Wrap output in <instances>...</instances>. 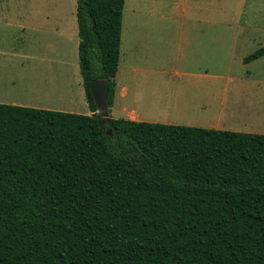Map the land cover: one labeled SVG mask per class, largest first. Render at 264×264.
Segmentation results:
<instances>
[{
    "label": "trees",
    "instance_id": "1",
    "mask_svg": "<svg viewBox=\"0 0 264 264\" xmlns=\"http://www.w3.org/2000/svg\"><path fill=\"white\" fill-rule=\"evenodd\" d=\"M123 6L76 0L91 114L0 103V264H264V134L96 113Z\"/></svg>",
    "mask_w": 264,
    "mask_h": 264
},
{
    "label": "rangeland",
    "instance_id": "2",
    "mask_svg": "<svg viewBox=\"0 0 264 264\" xmlns=\"http://www.w3.org/2000/svg\"><path fill=\"white\" fill-rule=\"evenodd\" d=\"M75 7L76 0H0L16 23L0 25V50L13 53L0 54V95L90 114ZM262 45L264 0H124L110 117L264 134V55L242 61Z\"/></svg>",
    "mask_w": 264,
    "mask_h": 264
},
{
    "label": "water",
    "instance_id": "3",
    "mask_svg": "<svg viewBox=\"0 0 264 264\" xmlns=\"http://www.w3.org/2000/svg\"><path fill=\"white\" fill-rule=\"evenodd\" d=\"M107 81V79H94L89 89L96 105V113L105 119H110L111 105L108 98Z\"/></svg>",
    "mask_w": 264,
    "mask_h": 264
},
{
    "label": "crops",
    "instance_id": "4",
    "mask_svg": "<svg viewBox=\"0 0 264 264\" xmlns=\"http://www.w3.org/2000/svg\"><path fill=\"white\" fill-rule=\"evenodd\" d=\"M10 14V13H9ZM10 16H11V18H7V14H5V13H2V12H0V21H2L1 23H0V25L3 23V25H1V28H3L4 30H12L14 27H15V25H16V23H15V21H14V19H13V17H12V15L10 14ZM78 36V35H77ZM77 47H78V40H77ZM0 54L1 55H3V54H5L6 56L8 55V54H13L12 52H10V51H8V50H0ZM45 77L44 78H47L48 79V76L46 77V72L43 74ZM61 83H62V80H61ZM63 84V83H62ZM49 86H45V85H42V87H40V89H39V91H41V92H43V93H47L48 92V90H49V88H48ZM115 88H116V86H115ZM116 90V89H115ZM51 91V90H50ZM114 94H115V91H114ZM0 97H4V98H6V99H4L3 101H0V103H6V104H13V105H18V104H21L20 103V101H15L17 98L16 97H14V96H12L11 98L12 99H10V98H8L7 99V97L2 93L1 95H0ZM83 97H84V99L86 100V98H85V94H83ZM19 99V98H18ZM86 103H87V101H86ZM23 106V105H22ZM87 107H88V104H87ZM88 109H89V107H88ZM52 110V109H51ZM73 113H76V112H73ZM89 113L91 114V111H90V109H89ZM87 115H89V114H87ZM129 119H132V120H136V117H135V115H130V118ZM137 121V120H136Z\"/></svg>",
    "mask_w": 264,
    "mask_h": 264
}]
</instances>
